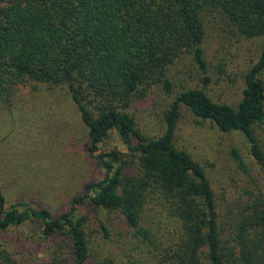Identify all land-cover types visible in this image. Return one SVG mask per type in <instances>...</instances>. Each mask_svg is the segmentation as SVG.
<instances>
[{"label":"trees","instance_id":"16d2710c","mask_svg":"<svg viewBox=\"0 0 264 264\" xmlns=\"http://www.w3.org/2000/svg\"><path fill=\"white\" fill-rule=\"evenodd\" d=\"M220 20L245 39L264 40V0H0V102L30 82L63 86L88 129L90 155L104 172L55 216L0 188V234L28 223L54 243L44 264H264V187L223 205L205 168L176 147L186 106L222 132H239L264 175V45L244 75L236 107L214 102L204 42ZM192 57L203 87L181 92L164 112V133L148 137L129 113L154 87L170 91V70ZM116 135L124 149H106ZM242 169L241 154L232 150ZM174 219L162 232L148 213ZM84 206L116 213L130 243L97 250ZM101 230L111 240L105 225ZM0 264H23L0 246Z\"/></svg>","mask_w":264,"mask_h":264},{"label":"rangeland","instance_id":"374dc122","mask_svg":"<svg viewBox=\"0 0 264 264\" xmlns=\"http://www.w3.org/2000/svg\"><path fill=\"white\" fill-rule=\"evenodd\" d=\"M263 45V39H245L220 20L207 23L204 51L211 82L204 89L214 102L238 105L244 75L259 58ZM169 77L170 91L154 86L129 109L150 138L164 133V112L181 92L203 87L202 74L190 56L172 66ZM181 112L175 145L205 168L223 205L258 185L264 187V175L241 133L222 132L211 121L194 116L186 106ZM255 131L264 144V125L255 126ZM88 147V129L65 87L39 82L18 86L8 102H0V188L8 206L23 201L33 208L48 209L55 216L68 212L72 199L83 194L87 184L104 177ZM105 147L124 149L116 135ZM233 149L240 152L246 169L239 166ZM155 204V210L148 213L155 227L158 221L162 232L177 227L174 219L156 212L159 206ZM81 212L89 218L86 227L97 250L105 246L123 252L130 240L118 214L92 206H84ZM102 224L109 229L111 240L104 238ZM0 246L20 263L44 264L54 243L38 232V226L28 223L1 233Z\"/></svg>","mask_w":264,"mask_h":264}]
</instances>
